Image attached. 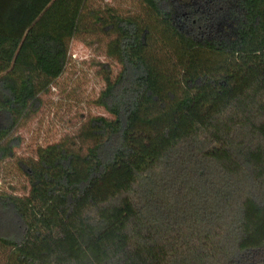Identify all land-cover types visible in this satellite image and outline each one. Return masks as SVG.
I'll return each mask as SVG.
<instances>
[{
	"label": "trees",
	"instance_id": "obj_1",
	"mask_svg": "<svg viewBox=\"0 0 264 264\" xmlns=\"http://www.w3.org/2000/svg\"><path fill=\"white\" fill-rule=\"evenodd\" d=\"M87 2L0 0V159L78 32L122 65L96 100L112 117L19 160L0 264H264V0Z\"/></svg>",
	"mask_w": 264,
	"mask_h": 264
},
{
	"label": "rangeland",
	"instance_id": "obj_2",
	"mask_svg": "<svg viewBox=\"0 0 264 264\" xmlns=\"http://www.w3.org/2000/svg\"><path fill=\"white\" fill-rule=\"evenodd\" d=\"M112 7L121 15L141 14L139 0H88L86 10ZM224 21L218 30L228 34L233 26ZM215 29V35H216ZM109 36L98 31L82 30L70 43L69 57L63 73L39 95L33 111L27 113L13 128L11 135L19 145L12 155L0 159V191L24 196L30 183L19 166V160L36 158L49 144L68 139L80 144L79 135L89 128L92 117H112L97 104L100 92L106 86V77L115 76L122 65L106 54ZM8 123L0 114V126ZM72 142V143H73ZM2 220H8L3 212ZM0 250V261L3 258Z\"/></svg>",
	"mask_w": 264,
	"mask_h": 264
}]
</instances>
